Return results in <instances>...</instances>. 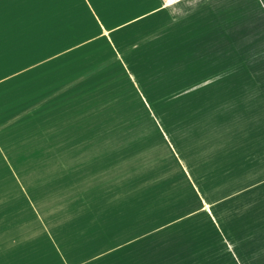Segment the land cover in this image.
I'll return each mask as SVG.
<instances>
[{"label":"crops","instance_id":"1","mask_svg":"<svg viewBox=\"0 0 264 264\" xmlns=\"http://www.w3.org/2000/svg\"><path fill=\"white\" fill-rule=\"evenodd\" d=\"M215 3L216 0H63L59 18H40V32L52 23L64 32L53 34L49 40L40 37L39 62L27 65L15 59L5 64L0 55V264H207L200 263L210 254L204 244L199 247L202 238L157 235L190 214L206 210L203 198L197 209L158 227L150 222L142 230V223L147 226L149 218L147 214L143 217L146 207L141 208V201L140 205L135 202L136 193L132 194L133 204H129L124 192L104 187L109 174L105 170L104 175L100 166L108 163L109 148L122 149L120 137L124 136L120 134L126 128L98 120L104 118L103 110L112 105L107 97L102 108V101L97 99L105 98L108 92L121 94L115 107L118 102L121 107L120 101L125 102L126 95L132 93L141 101H146L144 96L165 100L173 82L162 81L164 87L157 90V69H164L165 78L174 52H178L176 47L182 45L181 39L190 37V15L209 21L213 29V21L220 15ZM261 6L264 13V0ZM45 11L40 5V13ZM204 30L199 29L195 42L190 43L197 53L201 52L203 39L211 34ZM47 42L50 46L44 48ZM188 45L185 39L180 51L189 50ZM36 65L46 77L30 80L18 76ZM84 75L88 76L81 80ZM37 84L40 87H29ZM83 89L86 94H81ZM88 93L92 108L80 106L84 112L78 115L72 102L89 98ZM205 96L203 101H209L207 93ZM59 102H70L74 108L62 112L63 104ZM211 102L208 107L214 108L216 100ZM214 110L206 109V114ZM231 130L236 132L235 128ZM204 132L229 130L212 128ZM232 145L233 148L221 142L206 145L203 156L209 164L207 172L235 173L230 166L238 165L243 156L236 149L245 147ZM114 155L113 164L123 162V158L117 160L119 152ZM115 173L112 180L118 182L117 170ZM150 216L153 218V214ZM144 237L149 240L148 252L135 246ZM220 238V243H230V239ZM232 257L239 260L234 254Z\"/></svg>","mask_w":264,"mask_h":264},{"label":"rangeland","instance_id":"2","mask_svg":"<svg viewBox=\"0 0 264 264\" xmlns=\"http://www.w3.org/2000/svg\"><path fill=\"white\" fill-rule=\"evenodd\" d=\"M62 2L0 0V55L5 58V64L15 59L28 62L27 65L40 61V37L49 40L53 34L64 32L57 30V23L40 32V18L47 21L59 18ZM40 5L45 12L40 13ZM214 5L220 15L213 21V29L209 21L190 15V37L181 39V46L186 39L190 47L199 29L206 28L204 32L211 34L203 39L201 52L192 47L182 52L181 46L176 47L178 52H174L173 64L167 67L165 78L164 69H157V90L164 87L160 84L162 81L173 82L172 92L165 94V100L147 95L146 101H141L132 93L126 95L125 102L120 101L121 107L119 102L115 107L121 94L108 92L105 98L97 99L102 101V108L107 97L112 105L107 112L103 110L104 118L98 120L126 128L120 134L124 136L120 137L124 142L122 149L109 148L108 163L100 166L104 175H107L105 170L109 174V181L103 185L111 192L116 188L124 192L129 204H133L132 194L136 193L135 202L139 201L140 205L141 201V208L146 207L143 217L147 214L149 218L147 226L142 223V230L150 222L151 226L158 227L197 209L203 198L206 210L190 214L158 231L157 235L161 238L170 233L175 238H202L199 247L204 244L210 254L200 263L264 264V13L261 0H216ZM43 45L50 46L48 42ZM200 74L204 76L201 78ZM40 75L47 76L36 65L18 76L40 80ZM29 87L38 88L40 84ZM83 90L81 94H86ZM206 93L209 101L204 102ZM88 94L89 98L85 96L72 102L78 115L84 112L80 106L92 108V96ZM212 100H216L217 110L208 107V103L213 104ZM59 103L63 104L60 105L62 112L74 108L70 102ZM206 109L214 111L206 114ZM212 128H227L229 132H204ZM219 142L229 144L230 148L232 144L245 147L236 149L243 156L238 165L230 166L235 173L207 172L209 164L203 156L206 145ZM114 152H119L117 160L124 159L119 165L113 164ZM179 161H183L182 167ZM116 170L118 182L112 180ZM219 237L230 239V243L225 242V246L221 238L223 243L218 241ZM138 245L141 252H148V237L135 244ZM129 247L126 249L131 251L132 244ZM188 248L194 250L191 245ZM232 254L239 260L235 261Z\"/></svg>","mask_w":264,"mask_h":264}]
</instances>
